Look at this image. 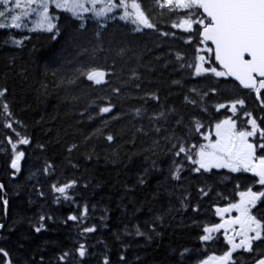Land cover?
<instances>
[{"label":"trees","instance_id":"trees-1","mask_svg":"<svg viewBox=\"0 0 264 264\" xmlns=\"http://www.w3.org/2000/svg\"><path fill=\"white\" fill-rule=\"evenodd\" d=\"M160 9L149 12L154 28L140 31L54 8L51 32L0 29V105L11 112L0 116V248L8 253L0 264H202L231 250L220 230L201 240L204 228L218 225L217 210L241 191L264 186L244 170L194 171L173 146L199 149L229 118L241 130L248 117L264 129V89L258 99L227 76L196 75L202 52L204 68L222 71L200 38V9ZM183 19L190 28L173 27ZM93 69L106 73L103 84L80 75ZM106 106L112 111L101 114ZM9 138L29 143L13 150ZM255 139L264 143L259 132ZM17 152L18 170L11 166ZM69 183L65 194L55 191ZM251 212L264 222V199ZM263 255L264 238L232 252L231 264Z\"/></svg>","mask_w":264,"mask_h":264},{"label":"snow or ice","instance_id":"snow-or-ice-1","mask_svg":"<svg viewBox=\"0 0 264 264\" xmlns=\"http://www.w3.org/2000/svg\"><path fill=\"white\" fill-rule=\"evenodd\" d=\"M98 2L99 0H0V21H8L10 18V23L0 22V29L26 27L27 21L25 18L34 15L33 23L35 27L51 32L57 26L53 23L55 17L49 13L50 4L78 19H83L82 14L85 12H93L95 16L101 17L111 12L114 7H123L125 14L121 16V19H130L133 24L137 25L136 31L141 30L140 25L154 28V25L149 22L148 17L141 10V4L137 3L136 0H132L130 5L132 12L135 13L134 17L128 11L129 4L126 0H119L118 3L108 0L107 4L102 8L96 7ZM87 4H91L92 7H87ZM164 4L170 5L173 9L191 10L202 8L206 17L209 18L207 23L203 18L195 21V23L203 25V32L201 33L203 41H211L215 45V59L225 71H218L214 67L204 68L202 66L204 57H198L199 62L194 66L196 75L212 73L216 77L233 76L244 88L254 89L257 93V98H260L261 90L264 89V0H164ZM160 6L163 7L164 5ZM14 12L16 14H13ZM190 14L189 12L188 15ZM192 22L189 19H183L179 25L174 24L173 27L188 25L190 28ZM80 26L81 28L84 27L83 24ZM13 42L17 45L21 43L20 40H14ZM246 56L250 57V59H246ZM189 67L192 66L189 65ZM80 75H86L89 81L96 85H101L105 82L106 73L93 69L86 73L81 72ZM73 82L72 80L69 81V83ZM113 91L118 93L120 90L114 89ZM212 91L215 92V89ZM3 95L4 92L0 91V96ZM237 104L243 106L244 101L239 100L232 103L231 107L234 114L237 110ZM224 107H226L224 104L218 106V108ZM0 108H2L0 116L11 117V112L6 103L0 105ZM111 111V106L99 109L101 114L110 113ZM136 115H140V110H136ZM246 115L250 116V114ZM160 116H163V113ZM248 124L251 125V130L237 131L236 120L229 118L216 124V139L214 142L209 141L208 144L201 145L199 149L194 145L187 146L183 143L173 147L178 148L177 156L183 153L194 165H198V167L194 168V171L199 172L201 169L208 171L213 167L230 168L234 172L243 169L244 171L255 172L260 177L259 183L264 185V156L258 159L255 156L257 147L264 150V143L255 145L250 143L248 139L256 136L258 132L259 136L264 138V129L259 128L255 119H249ZM5 127L12 128V123L9 122ZM201 127L202 125L196 123V131H200ZM17 135L19 134L17 133ZM107 139L111 141L113 137L108 136ZM9 143L15 150L17 143L28 144L29 140L21 138L16 143H13L11 138H9ZM22 156V152H17L12 160V168L18 170V162ZM179 171L180 168L177 166V171L173 175L177 176ZM72 183L55 188V191L65 194L66 190L72 187ZM2 187L0 185V188ZM240 196L241 200L238 203L230 204L229 208L217 210L220 212L229 211L231 208L237 209L240 216L228 223H239L241 231L236 233V235L243 237L239 244H235L232 239H229L228 242L232 244V249L219 258L220 264H226L231 257V252L235 249L246 248L251 251L253 241L264 238V222L250 214V208L258 200L264 199V191L257 193L249 189L247 192H241ZM64 198L71 199L67 195ZM4 203L7 204V201H4ZM43 219L45 218L41 217V220ZM69 219L76 220L77 217L70 216ZM42 227L43 225L36 228V231L39 232ZM222 227H225V225L220 224L212 228L205 227L204 232L206 234L201 237V240L208 241L213 239L211 233L218 231ZM93 230L91 228L86 229V231ZM249 233H254V235H249ZM0 255L8 257V253L2 248H0ZM67 255L68 253H65L60 259H65ZM79 255L81 257L85 255L83 245L80 246ZM7 264H10V261ZM258 264H264V259L259 260Z\"/></svg>","mask_w":264,"mask_h":264},{"label":"rangeland","instance_id":"rangeland-1","mask_svg":"<svg viewBox=\"0 0 264 264\" xmlns=\"http://www.w3.org/2000/svg\"><path fill=\"white\" fill-rule=\"evenodd\" d=\"M107 2H108V0H99V2L97 3V5H96V7L97 8H102V7H104L106 4H107ZM126 2L129 4V9H128V11L130 12V13H132L133 14V17L135 16V13H133L132 12V9H131V7H130V5H131V2H132V0H126ZM113 3H118L116 0H113ZM87 7H89V8H91L92 7V5L91 4H87L86 5ZM51 8H54V9H58V8H56L53 4H50L49 5V10L51 9ZM113 10L115 11V12H117L118 13V15H120V18H121V16H123L124 14H125V10H124V8L123 7H114L113 8ZM142 10V9H141ZM50 13V12H49ZM110 13V15H111V18H113L114 17V14H113V11H111V12H109ZM109 13H107L105 16H101V17H97V16H95V14L93 13V12H85V13H83L82 15H83V22H85L86 21V19H88L87 17L88 16H90L91 18H93V19H96V20H99V21H101L102 19L103 20H105V19H107L106 17L108 16V14ZM13 14H16L15 12L13 13ZM85 14H89V15H87V16H84ZM26 19V21H27V24H29V25H27L26 27L27 28H29L28 30H31V28H36L35 27V24L33 23V21H34V19H35V16L34 15H31V16H29V17H27V18H25ZM125 20H127V21H129V22H131V20L130 19H125ZM1 22H8V23H10V18L8 19V21H1ZM31 24V25H30ZM135 26L137 27V25L135 24ZM140 27H144L143 25H140ZM23 28H25V27H23ZM203 50H206L205 48L203 49ZM201 57H204V52H202L201 54ZM203 62H204V60H203ZM203 62H202V66H203ZM229 108V107H228ZM231 109H232V107H231ZM237 111V110H236ZM233 119V118H232ZM222 121H224V120H222ZM221 122V121H220ZM220 122H218V123H220ZM217 123V124H218ZM243 130H251V125H246V124H243ZM237 131H241L240 129H238L237 128ZM210 134H208L206 137H207V139H206V144H208L209 143V141H215V139H216V124L210 129ZM208 132V133H209ZM255 138V136H253V137H249L248 139H249V142L250 143H253V141L255 140L254 139ZM205 144V145H206ZM254 144V143H253ZM15 156H16V154H15ZM15 156H14V158H15ZM256 156V155H255ZM256 158L258 159L259 157L258 156H256ZM219 169V168H218ZM230 169V168H229ZM241 170H243V169H241ZM259 179H260V177H258V181H259ZM262 186H264V185H262ZM244 192H247V191H244ZM237 202L236 203H238L240 200H241V196H240V193H239V195L237 196ZM236 203H234V204H236ZM254 206H252L251 208H250V214L251 215H253V212H251V209L253 208ZM224 209V208H223ZM233 210H235V212H234V214H231L230 216H228V219H230V221H233V220H235L237 217H239L240 216V213L237 211V209L236 208H232V211ZM254 216V215H253ZM233 225H234V229L232 230H228V231H225V232H223L222 231V235L224 236V237H226L227 238V240L229 241V239H232L233 240V242L235 243V244H239L240 243V241H241V239L243 238L242 236H239V235H236V233H238V232H240L241 231V226H240V224L239 223H232ZM219 225V224H218ZM215 232H219V231H214V232H212L211 233V235H213ZM249 235H254V233H249ZM217 259V260H216ZM216 261H218V258L215 256V255H211V256H208V257H206L204 260H203V262H202V264H205V262H207V264H216ZM231 259H229L227 262H226V264H231ZM220 263V262H219Z\"/></svg>","mask_w":264,"mask_h":264},{"label":"flooded vegetation","instance_id":"flooded-vegetation-1","mask_svg":"<svg viewBox=\"0 0 264 264\" xmlns=\"http://www.w3.org/2000/svg\"><path fill=\"white\" fill-rule=\"evenodd\" d=\"M117 2H119V0H116ZM144 1H145V5H144ZM137 3H140L141 4V9L142 11L144 12L145 16L149 17L150 16V13H156V12H160L161 9L156 5V2L154 0H136ZM230 212L229 211H226L223 213H221L222 215L225 216L228 215ZM230 226V224H228Z\"/></svg>","mask_w":264,"mask_h":264},{"label":"water","instance_id":"water-1","mask_svg":"<svg viewBox=\"0 0 264 264\" xmlns=\"http://www.w3.org/2000/svg\"><path fill=\"white\" fill-rule=\"evenodd\" d=\"M200 9H202V8H200ZM202 13L206 16V14L203 12V9H202ZM203 32V27L201 28V30H200V33H202ZM200 37L203 39V37H202V35L200 34ZM206 43H209L211 46H212V48H213V57H214V61L217 63V65L220 67V68H222L224 71H225V69L219 64V62L218 61H216V59H215V45L211 42V41H205ZM246 59H250V57H245ZM228 77H230L232 80H235L239 85H240V83H239V81H237L236 79H235V77H233V76H228ZM257 79H259V77H257ZM241 87L242 88H244L242 85H241ZM244 89H246V88H244ZM253 173H255V172H253ZM256 174V173H255ZM261 259H264V255L263 256H260L258 259H256V261H254L252 264H258V261L259 260H261Z\"/></svg>","mask_w":264,"mask_h":264},{"label":"bare ground","instance_id":"bare-ground-1","mask_svg":"<svg viewBox=\"0 0 264 264\" xmlns=\"http://www.w3.org/2000/svg\"><path fill=\"white\" fill-rule=\"evenodd\" d=\"M190 41V40H189Z\"/></svg>","mask_w":264,"mask_h":264}]
</instances>
